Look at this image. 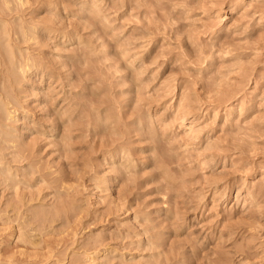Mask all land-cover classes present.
Listing matches in <instances>:
<instances>
[{"label": "clouds", "instance_id": "9594fccd", "mask_svg": "<svg viewBox=\"0 0 264 264\" xmlns=\"http://www.w3.org/2000/svg\"><path fill=\"white\" fill-rule=\"evenodd\" d=\"M0 264H264V0H0Z\"/></svg>", "mask_w": 264, "mask_h": 264}]
</instances>
